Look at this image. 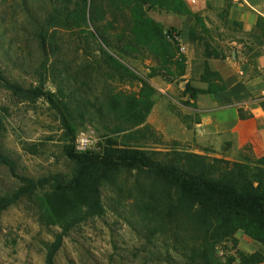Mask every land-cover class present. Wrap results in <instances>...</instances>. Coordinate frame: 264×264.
<instances>
[{
  "label": "rangeland",
  "instance_id": "rangeland-1",
  "mask_svg": "<svg viewBox=\"0 0 264 264\" xmlns=\"http://www.w3.org/2000/svg\"><path fill=\"white\" fill-rule=\"evenodd\" d=\"M184 2L190 15L159 9L149 10L148 15L166 31L180 33V52L187 59L185 76L172 82L163 77L149 79L150 67L155 65L152 59L123 62L155 91L154 107L138 127H133L136 119L109 114L106 102L112 93H139L140 84L109 80L83 58L70 31L58 32L64 65L72 69V75L79 72L71 84L82 89L72 104L76 107L74 145L83 132L96 141L94 153H102L111 139L120 146L156 153L159 159L174 150L247 164L264 157V134L254 136L257 126L251 111V107L257 109L264 117V36L255 29L259 19L264 20V0ZM51 8V0H0V65L9 80L26 88L37 85L36 19H44ZM187 84L202 92L196 101L184 93ZM223 84L224 92L207 94L210 85L221 88ZM56 86L51 79L45 90L56 92ZM99 105L102 116L96 110ZM210 109L212 123L221 128L215 136L196 139L192 130L201 112ZM235 117L243 121L237 139L225 130V123ZM0 121L4 127L0 147L15 161L18 175L37 180L69 173L71 165L63 151L67 135L60 115L45 100H20L0 86ZM149 185L135 172L105 182L100 189L103 216L73 228L55 264H168L170 258L180 263L173 249L179 253L188 243L184 232L174 231L173 224L162 225L150 211L147 217L139 213L140 192ZM17 187L8 168L0 165V197ZM43 198L21 200L3 214L0 264H45L46 246L60 229L42 222ZM216 252L220 261L233 258L237 264V253L264 255V245L238 232L232 240L218 244Z\"/></svg>",
  "mask_w": 264,
  "mask_h": 264
},
{
  "label": "trees",
  "instance_id": "trees-1",
  "mask_svg": "<svg viewBox=\"0 0 264 264\" xmlns=\"http://www.w3.org/2000/svg\"><path fill=\"white\" fill-rule=\"evenodd\" d=\"M51 6L44 19H36L40 59L36 87L26 88L9 80L1 65L0 86L20 100L43 99L60 115L67 135L64 156L71 168L68 174L37 180L20 176L15 161L0 147V165L8 168L18 182L14 192L0 197V222L3 214L21 200L44 196L40 200L42 222L60 229L46 246L45 264H55L68 233L91 218L103 216L101 186L122 173L135 172L150 184L140 192V215L151 214L162 225L173 224L174 231L182 230L188 239L181 252L173 249L180 263L170 258L168 264H236L233 258L220 261L216 248L238 232L264 245V157L247 164L174 150L159 159L156 153L120 146L111 139L102 153L75 151L76 107L72 104L76 92L82 89L71 84V78L77 80L79 72L72 75V69L64 65L58 32L70 31L83 58L109 80L140 84L139 93H112L106 102L109 114L136 119L133 127H138L154 107L155 91L123 62L152 59L155 65L150 67L149 79L163 77L172 82L185 76L187 59L180 52V33L166 31L148 15L152 9L190 15L184 0H51ZM255 29L264 36V20L260 18ZM51 79L57 85L56 92L45 90ZM225 90L224 84L221 88L210 85L207 94ZM184 93L193 101L202 94L189 84ZM96 110L104 114L103 106H96ZM3 131L0 121V137ZM173 236L179 237L178 233ZM237 256V264L264 263L260 253L239 252Z\"/></svg>",
  "mask_w": 264,
  "mask_h": 264
},
{
  "label": "crops",
  "instance_id": "crops-1",
  "mask_svg": "<svg viewBox=\"0 0 264 264\" xmlns=\"http://www.w3.org/2000/svg\"><path fill=\"white\" fill-rule=\"evenodd\" d=\"M234 111L236 112V110ZM251 111L254 117L253 122L255 124V127L257 126L254 130V136H256V134H264V117L262 113H259L257 109H254L252 107ZM201 113L202 114L200 116L199 122L194 126L192 130V132L194 133V137H196V139H199L202 137L207 138L215 136L221 126L212 123L213 109L203 110ZM242 124L243 121L235 117L232 121L225 123V130L229 131V135H232L234 139H237V136L240 133V128L243 126Z\"/></svg>",
  "mask_w": 264,
  "mask_h": 264
},
{
  "label": "clouds",
  "instance_id": "clouds-1",
  "mask_svg": "<svg viewBox=\"0 0 264 264\" xmlns=\"http://www.w3.org/2000/svg\"><path fill=\"white\" fill-rule=\"evenodd\" d=\"M85 134L81 132L80 134L77 135L76 137V144H75V151L77 152H85L89 148L94 146V140L90 141H85L84 139Z\"/></svg>",
  "mask_w": 264,
  "mask_h": 264
},
{
  "label": "built area",
  "instance_id": "built-area-1",
  "mask_svg": "<svg viewBox=\"0 0 264 264\" xmlns=\"http://www.w3.org/2000/svg\"><path fill=\"white\" fill-rule=\"evenodd\" d=\"M187 1H188V2H194L195 0H187ZM84 134H85L84 139H85L86 142H87V141H90V140H94V139H93V136H91V135H87L86 133H84ZM75 144H76V143H75ZM96 150H97V143H96V141L94 140V146L91 147V148H89L87 151L82 152V153H94ZM78 153H81V152H78Z\"/></svg>",
  "mask_w": 264,
  "mask_h": 264
}]
</instances>
